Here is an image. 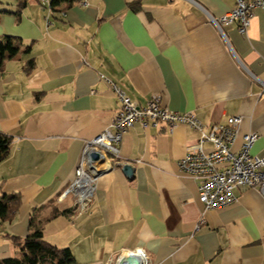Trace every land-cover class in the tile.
<instances>
[{
	"label": "crops",
	"instance_id": "0c3cea01",
	"mask_svg": "<svg viewBox=\"0 0 264 264\" xmlns=\"http://www.w3.org/2000/svg\"><path fill=\"white\" fill-rule=\"evenodd\" d=\"M84 1L0 0V37L22 41L0 71V131L11 136L0 184L21 195L13 220L0 219V259L17 250L10 236L34 227L70 248L71 264H103L134 247L153 264H264L263 197L237 188L232 203L205 210L178 164L197 140L189 125L123 133V162L105 163L83 215L72 217L73 198L61 196L84 140L113 119L115 87L139 105L158 95L205 125L238 115L232 150L256 132L250 151L264 156V10L252 11L241 34L236 23L220 31L210 20L234 0Z\"/></svg>",
	"mask_w": 264,
	"mask_h": 264
},
{
	"label": "built area",
	"instance_id": "2783aa9c",
	"mask_svg": "<svg viewBox=\"0 0 264 264\" xmlns=\"http://www.w3.org/2000/svg\"><path fill=\"white\" fill-rule=\"evenodd\" d=\"M51 6L49 3L48 10H51ZM255 8L264 10V0H234V6L229 11L218 17L211 16L210 20L220 31L223 25L236 23L238 32L245 34ZM115 92L119 106L113 119L98 135L84 140L74 177L61 195L73 198L72 217L83 215L90 209L98 178L106 170L105 163L108 160L120 164L123 162L118 144L123 133L135 124L155 127L165 123L172 129L174 125L183 123L198 133L196 142L187 146L178 164L185 174L196 181L198 198L205 210L218 209L232 203L236 199L237 188H256L264 200V156L253 155L250 151L258 134L245 133L238 150H232L241 122L240 116H229L224 122L205 125L190 111L169 109L158 95H154L145 105H139L121 89L115 87ZM92 153H97V158H93ZM202 223L200 219L195 227L198 228ZM103 264L153 262L144 249L134 247L120 249Z\"/></svg>",
	"mask_w": 264,
	"mask_h": 264
},
{
	"label": "trees",
	"instance_id": "16d2710c",
	"mask_svg": "<svg viewBox=\"0 0 264 264\" xmlns=\"http://www.w3.org/2000/svg\"><path fill=\"white\" fill-rule=\"evenodd\" d=\"M60 0H53V4ZM22 41L18 37L3 35L0 37V71L5 59L14 56L20 50ZM11 143V136L0 131V160L4 159ZM21 195L18 192H3L0 184V219L12 221L19 206ZM33 222H30L32 226ZM17 248L14 255L0 259V264H71L73 254L68 247H59L48 242L39 228L23 237L10 236Z\"/></svg>",
	"mask_w": 264,
	"mask_h": 264
},
{
	"label": "water",
	"instance_id": "95a60500",
	"mask_svg": "<svg viewBox=\"0 0 264 264\" xmlns=\"http://www.w3.org/2000/svg\"><path fill=\"white\" fill-rule=\"evenodd\" d=\"M97 153H92V157L93 158H97ZM123 171L126 173V174H131L132 173V168H131V166L130 165H128V164H125L124 166H123Z\"/></svg>",
	"mask_w": 264,
	"mask_h": 264
}]
</instances>
